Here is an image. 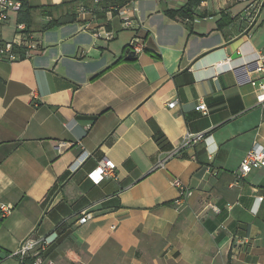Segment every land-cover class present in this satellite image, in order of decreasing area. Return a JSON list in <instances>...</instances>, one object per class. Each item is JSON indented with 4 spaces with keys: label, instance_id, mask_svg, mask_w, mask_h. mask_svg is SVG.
Segmentation results:
<instances>
[{
    "label": "crops",
    "instance_id": "0c3cea01",
    "mask_svg": "<svg viewBox=\"0 0 264 264\" xmlns=\"http://www.w3.org/2000/svg\"><path fill=\"white\" fill-rule=\"evenodd\" d=\"M127 1H28L41 51L0 62V203L14 207L0 212L2 263L19 264L26 238L57 233L55 264H264V168L238 176L264 147L249 83L264 11L247 31L238 0H141L142 26L126 28ZM18 18L0 21V43L24 40ZM134 39L144 52L131 53ZM104 160L116 171L96 183ZM174 179L192 191L181 203ZM84 210L93 219L80 224Z\"/></svg>",
    "mask_w": 264,
    "mask_h": 264
},
{
    "label": "built area",
    "instance_id": "2783aa9c",
    "mask_svg": "<svg viewBox=\"0 0 264 264\" xmlns=\"http://www.w3.org/2000/svg\"><path fill=\"white\" fill-rule=\"evenodd\" d=\"M26 1L29 0H0V21L4 22L9 19L10 14H18ZM84 1V0H82ZM95 4H100L106 0H93ZM141 0H128L127 3L118 9L119 15L124 19V26L126 28H133L135 26H142V19L139 16V3ZM244 3V9L241 12V20L245 24L247 31H251L256 27L262 17L264 11V0H238ZM82 7L85 4L82 3ZM189 21V20H188ZM19 29L26 30L25 25H19ZM107 37H109L107 35ZM41 44L38 42L31 33H26L24 40L21 42L12 41L0 43V62L16 63L33 59L41 51ZM130 51L133 54H140L145 50L143 40L134 39L130 46ZM257 66L254 69L256 78L249 79L250 85L255 88L257 93V102L259 105L264 104V52L259 53L254 61ZM225 65L229 62H224ZM177 101L167 103L169 109L175 108ZM197 111L202 112L203 115H208L209 110L205 102H200L196 107ZM209 136L205 133L197 135H186L178 148L168 158L181 155L182 151L197 143L206 142ZM161 164H163L161 162ZM116 164L112 160H104L89 176L99 183L105 177L112 176L116 171ZM264 168V147L255 143L251 150L246 154L240 164L238 171L239 177L248 176L253 170ZM217 174V172H215ZM173 185L180 190V199L177 201L181 203L183 199L192 195V191L180 180L174 179ZM14 210L10 204L0 203V212L2 217H6ZM93 219V214L88 210L81 212L79 218L80 224ZM58 239L57 233H52L47 236H30L26 238L20 248L12 253V256L17 257L19 264H55L48 257V251L52 244Z\"/></svg>",
    "mask_w": 264,
    "mask_h": 264
},
{
    "label": "trees",
    "instance_id": "16d2710c",
    "mask_svg": "<svg viewBox=\"0 0 264 264\" xmlns=\"http://www.w3.org/2000/svg\"><path fill=\"white\" fill-rule=\"evenodd\" d=\"M189 5H190V6H189ZM195 5H196V2H192V1H190V3H189L188 6H187V10H186V12H185V9H184V14H187V16H191L190 13H189V11H190L191 7H192V6H195ZM55 8H56V7H52V8H42V11H43V13L46 14V11H48V10H52V11H53ZM178 12H179V11H178ZM18 15H19L18 22H19V23H25L26 26H27V29H28L27 32L30 33L32 8L28 7V1H26V2L24 3L23 8H22V10L18 13ZM222 18L224 19L225 16H223ZM53 23H54V22H53ZM225 24H228V22L225 23ZM130 60H131V57L120 58V59L117 61V63H120V62H123V61H130ZM158 143L162 144V140H161V138L158 139ZM0 264H3L2 261H1V259H0Z\"/></svg>",
    "mask_w": 264,
    "mask_h": 264
},
{
    "label": "bare ground",
    "instance_id": "6f19581e",
    "mask_svg": "<svg viewBox=\"0 0 264 264\" xmlns=\"http://www.w3.org/2000/svg\"><path fill=\"white\" fill-rule=\"evenodd\" d=\"M227 65L229 66L230 64H227ZM227 65H226V66H227Z\"/></svg>",
    "mask_w": 264,
    "mask_h": 264
},
{
    "label": "rangeland",
    "instance_id": "374dc122",
    "mask_svg": "<svg viewBox=\"0 0 264 264\" xmlns=\"http://www.w3.org/2000/svg\"><path fill=\"white\" fill-rule=\"evenodd\" d=\"M33 2H34V0H33ZM244 6V5H243Z\"/></svg>",
    "mask_w": 264,
    "mask_h": 264
}]
</instances>
